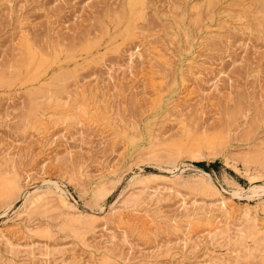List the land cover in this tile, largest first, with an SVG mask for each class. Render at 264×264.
<instances>
[{
  "label": "rangeland",
  "instance_id": "1",
  "mask_svg": "<svg viewBox=\"0 0 264 264\" xmlns=\"http://www.w3.org/2000/svg\"><path fill=\"white\" fill-rule=\"evenodd\" d=\"M122 2L0 0V74L11 81L0 84V161L16 160L20 170L32 172L28 184L20 178L19 192L0 198V230L5 232L0 264H75L76 259L79 264H104L103 254L109 255L108 264H210L220 259L264 264V244L254 249L251 239L236 244L218 236L213 242L195 238L183 245L171 222L183 226L185 205L201 218L195 231L213 214L222 223L227 216L233 235L243 211L264 227V188L252 189L264 187V13L256 0H214L212 5L206 0H147L146 17L124 35L123 24L114 17ZM27 44L50 57L46 76L37 83L26 80L19 68ZM60 70L74 76L64 80L67 89L58 98L46 99L57 92L49 81ZM33 87L41 90L33 100L42 102L39 114L30 108L28 91ZM87 104L96 117L87 113L77 118ZM38 118L44 122L42 134L34 127ZM149 132L159 140L182 143L187 136H204L216 144L213 150L203 149L201 159L187 153L169 159L152 153L162 146L149 145ZM256 154L261 161H255ZM168 169L186 179L207 172L216 189L233 198L230 211L215 205L216 211L214 192L186 179L167 184L150 177L140 183L133 177ZM144 185L157 187L148 210L152 223L145 210L128 213L138 228L129 230L125 241L115 224L106 225L117 235L110 246L108 231L100 224L92 231H76L56 205L30 211L25 206L35 189L65 191L73 211L98 213L110 221L120 204L139 203ZM98 189L108 193L96 198ZM235 249L237 261L231 253Z\"/></svg>",
  "mask_w": 264,
  "mask_h": 264
},
{
  "label": "bare ground",
  "instance_id": "2",
  "mask_svg": "<svg viewBox=\"0 0 264 264\" xmlns=\"http://www.w3.org/2000/svg\"><path fill=\"white\" fill-rule=\"evenodd\" d=\"M124 2H122L121 4H123V6H122V10H121V12H118L117 10L114 12V14H116V12H118L119 14H117L116 16H114L115 17V22L117 23V24H123V26H124V30H125V32H123L124 33V35L126 34V35H128V33L130 32V30H132V29H134L135 28V26H136V22L138 21V20H141L142 21V19L144 18V17H146L145 16V13H146V11H145V7L147 8V6H146V1L145 0H123ZM214 0H206V2H207V4H211L212 2H213ZM255 2V1H254ZM258 2V4H259V8H260V11L262 12V13H264V0H256V3ZM212 5V4H211ZM258 8V7H257ZM258 8V9H259ZM121 9V8H120ZM147 10V9H146ZM258 11V10H257ZM113 13V12H112ZM113 14V15H114ZM263 14H261V16H262ZM112 18V17H111ZM146 19V18H145ZM144 19V20H145ZM113 24H114V22H113ZM139 25V24H138ZM116 25H114L113 26V29H114V27H115ZM104 27H106V26H104ZM137 27H139V26H137ZM117 28V27H116ZM115 28V29H116ZM103 29V28H102ZM106 29V28H105ZM112 29V30H113ZM114 29V30H115ZM24 30V29H23ZM113 30V31H114ZM117 30V29H116ZM103 31V30H102ZM122 31V30H121ZM120 31V32H121ZM23 32H25V31H23ZM119 32V31H118ZM117 32V34L115 33V35H120L119 33ZM27 33V32H26ZM25 33V34H26ZM112 33V32H111ZM123 33L121 34L122 36H123ZM100 34H101V32H100ZM103 35V34H102ZM114 35V36H115ZM114 36L112 37V38H114ZM22 37V36H21ZM101 39V36H100V38H99V40ZM24 40V39H23ZM96 41H98L97 39H96ZM92 43H94L95 41H91ZM108 42H110V41H108ZM93 45V44H92ZM85 46V45H84ZM91 46V43H89L88 44V42H87V45L85 46V48L87 49V48H89ZM97 46V45H96ZM152 48V47H151ZM138 49V48H137ZM154 49H156V48H153V50ZM157 49H158V47H157ZM80 50H81V48H80ZM88 50V49H87ZM90 50H91V48H90ZM139 50V49H138ZM138 50H136V52H138ZM72 51L73 50H71V53H72ZM149 51V50H148ZM157 51V50H156ZM159 51H160V53H161V50H160V48H159ZM55 52H58V51H55ZM69 52V51H68ZM68 52H66V53H68ZM85 52V51H84ZM83 52V53H84ZM87 52V51H86ZM136 52H133V53H131L130 54V60H131V58H132V55L134 54V53H136ZM155 52V51H154ZM158 52V51H157ZM159 53V52H158ZM163 53V52H162ZM57 54V53H56ZM74 54V53H73ZM137 54V53H136ZM139 54H141L140 52H139ZM138 54V55H139ZM59 55V54H58ZM142 55V54H141ZM156 54H154V56H155ZM160 55V54H159ZM140 56V55H139ZM162 56V55H161ZM57 57V56H56ZM55 57V55H54V58H56ZM141 57V56H140ZM156 57H158V56H156ZM93 58V57H92ZM139 58V57H138ZM161 58H163V57H161ZM57 59H59L58 57H57ZM77 59V58H76ZM95 59V58H94ZM133 59V58H132ZM75 60V59H74ZM54 61V60H53ZM67 61V60H66ZM77 61V60H76ZM93 61V60H92ZM132 61V60H131ZM130 61V62H131ZM55 62H57V61H55ZM51 63H54V62H51ZM87 63V62H86ZM85 63V64H86ZM132 63V62H131ZM50 64V57L47 55V54H45V52L43 53L42 51H36V50H34V49H32L28 44L26 45V51H25V53H24V55H23V57H22V59H21V62H20V67L19 66H17V67H19V68H21L23 71H24V74H25V77H26V80H28V81H34V80H37L38 78H43L44 79V76H46V69H47V67H48V65ZM50 66V65H49ZM74 67V66H73ZM18 68V69H19ZM75 68V67H74ZM14 69H17V68H14ZM14 69L12 70V71H14ZM17 69V70H18ZM66 70V69H65ZM64 70V71H65ZM18 71H20V69L18 70ZM60 72V73H59ZM59 72H57V74H55V75H53L51 78H50V83H49V86H51V87H53L55 90H57V92H55V94H53V96H48L47 95V97L44 95H42L44 98L46 97V99L48 98H55V97H57L59 94H61L62 92H64V90H66V89H64L65 87H64V85H63V82H65L66 80V78H68V80L69 79H71V78H73V77H71V76H74V74L73 75H70V74H68L67 72H62V70H60ZM62 72V73H61ZM12 73V72H11ZM15 73V72H14ZM14 73L13 74H11V75H13V77L15 76L14 75ZM18 74H19V72H17ZM53 73V72H52ZM71 73V72H70ZM72 73H74V72H72ZM71 73V74H72ZM16 74V73H15ZM16 75V76H19V75ZM45 74V75H44ZM6 74L4 73V76H5ZM11 75H10V78L12 79V77H11ZM20 75H22V73L20 74ZM70 75V78L68 77ZM15 76V77H16ZM23 76V75H22ZM20 78V77H19ZM153 78V77H152ZM48 79V78H47ZM65 80V81H64ZM154 80V79H153ZM27 81V82H28ZM39 80H37V82H38ZM47 81V80H46ZM152 81V80H151ZM9 82H11L10 80H9V78L8 79H6L5 77H3L1 74H0V84H6V83H9ZM35 83H37L36 81H34ZM45 82V81H44ZM41 83V82H40ZM65 83H67V82H65ZM46 84V83H45ZM48 84V83H47ZM68 84V83H67ZM154 84H156V83H154ZM43 85V84H42ZM33 86V85H32ZM66 86V85H65ZM46 87V86H45ZM34 88V87H33ZM39 88H41V87H39ZM31 89H32V87H31ZM35 90H31V91H28V92H30L29 94H28V99H29V101H30V108L32 109V114L34 113V114H36V112L39 114L42 110H43V106L41 105V103L42 102H40V103H37V101H33L34 99H36L38 96H39V94H40V92H41V90L40 89H36V88H34ZM44 89V88H43ZM43 89H42V91H43ZM64 89V90H63ZM92 89V88H91ZM156 89V88H155ZM51 90V89H50ZM46 92H47V89L45 90ZM44 91V92H45ZM51 91H53V90H51ZM51 91H49L48 93H49V95H50V92ZM46 92H45V94H46ZM47 93V94H48ZM52 93V92H51ZM81 93V92H80ZM85 93V91L83 92V94ZM55 95V96H54ZM85 96V95H84ZM41 97V96H40ZM39 97V98H40ZM70 97V96H69ZM58 98V97H57ZM84 98V97H83ZM38 100V99H37ZM41 100H44L43 98L41 99ZM92 100H94V99H92ZM28 103H29V101L28 100H26ZM27 103V104H28ZM44 103V102H43ZM52 103V102H51ZM95 103V102H94ZM57 104L60 106L61 105V108H67V103H65L64 105H63V107H62V104H59V101H57ZM80 106V105H79ZM78 106V107H79ZM82 106V105H81ZM96 106H97V104H96ZM29 108V109H30ZM63 108V109H64ZM29 109H28V112H30L29 111ZM62 109V110H63ZM94 109H96V108H94ZM80 110L82 111V113L80 114V115H78L77 116V118L79 117V116H84V115H86L87 113H89L90 115H89V117L90 116H92V118H94V116H95V112L93 111L92 113H91V110L88 108V104L87 105H85V107L83 106L82 108H80ZM97 110V109H96ZM97 111H99V110H97ZM106 112V111H105ZM104 112V113H105ZM65 116H67L66 114H67V112L65 113V111L64 112H62ZM61 113V114H62ZM103 113V112H102ZM31 114V113H30ZM38 114L36 115V116H38ZM60 114V115H61ZM97 114H99V112L97 113ZM57 115V114H56ZM100 115H101V113H100ZM107 115V114H106ZM99 116V115H98ZM103 116V115H102ZM68 117V116H67ZM96 117V116H95ZM82 118V117H81ZM106 118V117H105ZM108 119V118H107ZM106 119V120H107ZM182 121V120H181ZM37 122V123H36ZM79 122V121H78ZM34 123H36V124H34L35 126V130H38V133L37 134H39V133H41L42 134V128H44V122H42L41 121V119H36L35 121H34ZM77 123V122H76ZM95 124V123H94ZM41 130V131H40ZM45 130H46V128H45ZM152 131V130H151ZM44 132V131H43ZM46 132V131H45ZM40 134V135H41ZM57 136H58V134H57ZM159 137V136H158ZM161 137V136H160ZM190 137V136H189ZM188 136H187V138L182 142V143H179V142H176V140H159L158 138H157V134L156 135H154L153 134V132L151 133V132H149V137H148V143H149V145H151V146H154V145H161L162 147L158 150H152V153L153 154H155V155H158V156H160V155H163V156H166L167 158H174V156H175V153L176 154H179V153H187V154H189L190 156H191V158L193 157V158H197V159H201L202 158V156H203V153H202V150L203 149H206V150H213L214 149V147H215V141H214V139H211V138H208V137H199V138H196V139H190ZM211 137V136H210ZM165 139V138H164ZM191 140V141H190ZM162 151L163 153H157L158 151ZM172 151H174L173 153L174 154H172ZM264 154V153H263ZM2 155V154H1ZM6 155V154H5ZM9 155V154H8ZM188 155V156H189ZM260 155L261 154H256L254 157H255V161H261V157H260ZM189 156V157H190ZM34 157V156H33ZM2 158H3V156H2ZM262 159H264V158H262ZM1 160V159H0ZM16 161V160H15ZM13 159H5V161H3V163L0 161V198L2 197H9V196H11V194H13V193H15V192H19L20 190H21V187H22V184H20V178L22 177L23 178V181H24V183L25 184H28V182L30 181V177H31V170H28V171H25V170H20V166L15 162ZM256 162V163H257ZM262 163L264 162V161H261ZM261 166V165H260ZM262 166H263V164H262ZM261 166V167H262ZM41 167H42V165H41ZM43 167H44V164H43ZM175 168V167H174ZM263 168H264V166H263ZM41 169V168H40ZM43 169V168H42ZM177 169V168H176ZM259 169V168H258ZM174 170V169H173ZM181 170V169H180ZM260 170H261V168H260ZM21 171H23V172H21ZM33 171V170H32ZM177 171H178V169H177ZM182 171V170H181ZM37 172H38V170H37ZM40 172V171H39ZM42 172V171H41ZM166 173H161V174H159V173H153V172H150V173H147L144 177H142V174L140 175V174H136V175H134L133 177H135V178H137L138 180H139V182L140 183H142V182H145L144 181V179L143 178H150V177H152V178H158V179H162L163 181H165V182H167V184L168 183H170V182H173V183H171V184H174V182H177L178 180L180 181V180H184V179H186V178H184L181 174H177V172L176 171H171V170H167V171H165ZM183 172H184V170H183ZM170 175H169V174ZM190 179H186V180H184L185 182H187V183H191V184H193L194 183V187H196V186H199L200 187V189H201V187H204L205 189L206 188H208L209 190H210V192H214V193H212V195L213 194H215V197H214V201H215V203L213 204L214 205V207H215V205L216 206H218V209L219 210H223V212L224 213H226V211H230V210H228L227 209V207L229 206V204L230 203H233L234 204V200H233V198H231V196L230 197H228V196H225V195H223L220 191H218L217 189H216V185L214 186L213 185V183H212V178H211V176L207 173V172H205V171H201L200 173H198V174H195L193 177H192V179H191V177H189ZM249 180H252V178H253V176H250L249 175ZM23 188V187H22ZM60 188V187H59ZM58 188V189H59ZM264 187L263 186H260V185H254L253 186V191H257L258 189H263ZM49 189V188H48ZM158 189H160V190H164V188L163 187H161V188H159L158 187ZM167 189V188H166ZM165 189V190H166ZM204 189V190H205ZM164 190V191H165ZM105 191V190H104ZM104 191H101L100 189H98V191H96V192H94V197H96V198H102V197H104L108 192H104ZM155 191H157V187L156 188H154V187H152L151 185H144L143 186V188H141L140 189V191H139V197L137 198V200H138V204H130V203H122V204H120V211H118L117 213H112L111 212V220L109 221V220H107V219H105L104 218V216H99V214L98 213H93V212H89V213H87L86 211V213H80L79 211L78 212H75V211H73L72 210V205H70V203H68V201L66 200V196L64 195L66 192L65 191H63V193H61V191H60V193H58L59 191H57V192H53V191H51V189L50 190H45V191H40V190H38V189H35V190H33L30 194H29V196L26 198V201H25V206H26V208H27V210L28 211H30V210H33V209H37V208H40V207H53V206H57V208H59V209H61V211H63L64 212V214L66 215V217H67V223H69L70 224V226H72L73 227V229L75 228L76 229V231H81V230H84V228L86 229V232H87V229L88 230H90V231H92V230H94L96 227H97V225L98 224H100L101 225V229L103 230V231H108V238L110 239V240H108V242H107V244L109 245V244H111V239L112 238H114V236L115 235H113L112 234V232H114V231H110V228H105V226L106 225H108V224H115V228L117 229V230H119V231H121V235H120V237L122 236V238H123V240L125 241V237L128 235L127 233H128V231L129 230H132L133 228H136L137 227V225L135 224V223H131V222H129V219L127 218L128 216H127V214L129 213H135V212H138V211H140L141 209L142 210H145V214H146V216H147V218L149 217L151 220H149L148 221V223L150 224V223H152L151 221L153 220V218H151L150 217V214H148V210H151L150 209V207H151V204H152V202H151V200H152V196L156 193ZM242 191V190H241ZM240 191V192H241ZM252 191V192H253ZM209 192V193H210ZM131 193V192H130ZM236 194H237V192H235ZM262 193H263V191H262ZM211 194V193H210ZM238 194H239V192H238ZM256 194V193H255ZM130 196V195H129ZM247 197V196H246ZM252 197V196H251ZM19 198V197H18ZM126 198V197H125ZM147 199V203H144V204H142V202H145V200ZM24 204V203H23ZM244 205V204H243ZM118 207V206H117ZM144 209H143V208ZM115 208V207H114ZM113 208V209H114ZM216 208V207H215ZM245 208V207H244ZM117 209V208H116ZM183 226H180V225H182V224H180L179 225V222L178 221H175V220H173V221H171L172 222V226H173V229L174 230H176V231H178L180 234H181V237H182V239H181V242H182V244L183 245H185L186 243H189V241L191 242L193 239H197V238H202V239H205V241H206V239L208 240H210V241H214V240H217L219 237L218 236H223L225 239L227 238V239H233V242L234 243H236V244H243V243H246V240L247 239H251L252 240V242H253V244H254V249H257L258 247H260L261 245H263L264 244V227H262V226H258L257 224H256V219L255 218H252L251 216H249L248 215V212L247 211H243L242 212V219H241V223L240 224H238L237 226H233V230L231 231V233H233V235H231L230 234V228L232 227V222L230 223V224H232L231 225V227H230V225H229V222H227V216H226V218H225V220H226V222L224 223V220H222L223 221V223L222 222H220L219 221V219H217V217L216 216H213V214L212 215H207V217L206 218H204L203 219V221H205V224H204V226H202V229H199L198 230V228H197V230L198 231H195L194 230V226H198L199 225V223H200V217L198 216V213L196 212V211H190V210H187V208H185V205H183ZM217 208H216V211L218 210ZM246 209V208H245ZM244 209V210H245ZM105 210V209H104ZM124 210H126L127 211V213L125 214V212H124ZM180 210V209H179ZM215 210V209H214ZM242 210V209H241ZM263 210H264V205H263ZM77 211V210H76ZM210 211V210H209ZM63 212H62V214H63ZM181 212V211H180ZM214 212V211H213ZM219 212V211H218ZM224 213H223V216H224ZM229 213V212H228ZM227 213V214H228ZM128 214V215H129ZM207 214V213H206ZM234 215V214H233ZM142 216H144L143 214H142ZM14 217V216H13ZM26 217V216H25ZM158 217V216H157ZM203 217V216H202ZM221 217V216H220ZM225 217V216H224ZM229 217V216H228ZM140 218V217H139ZM128 219V220H127ZM132 219V218H131ZM134 220H136V218L134 219ZM132 221V220H131ZM202 221V222H203ZM229 221V220H228ZM155 223V222H154ZM220 223H221V225H220ZM110 224V225H111ZM147 224V223H146ZM28 225V224H27ZM155 225V224H154ZM25 226V225H24ZM264 226V225H263ZM149 227V226H148ZM138 228V227H137ZM100 229V230H101ZM136 230V229H135ZM11 231V230H10ZM86 232H84V233H86ZM5 232H3V231H1L0 230V237L1 238H4L5 237V234H4ZM6 233H8V232H6ZM76 233V232H75ZM79 233V232H78ZM83 233V232H82ZM81 233V234H82ZM80 234V233H79ZM230 234V235H229ZM119 235V234H118ZM103 236V235H102ZM101 236V237H102ZM117 236V235H116ZM115 236V237H116ZM223 238V239H224ZM202 239H201V241H202ZM220 239H221V237H220ZM9 240V239H8ZM17 240V239H16ZM102 240V239H101ZM105 240H107L106 238H105ZM208 240V241H209ZM194 241V240H193ZM200 241V240H199ZM6 242H7V240H6ZM216 242V241H215ZM10 243H11V241H10ZM10 243H8L10 246H14L12 243L10 244ZM105 242H103V244H104ZM194 243H196V242H194ZM197 243H198V241H197ZM200 243V242H199ZM210 244H211V242H210ZM214 244V243H213ZM83 245H85V243L83 244ZM87 245H89V244H86V247H87ZM102 245V244H101ZM20 246V245H19ZM104 246H106V244H104ZM110 246V245H109ZM14 248V247H13ZM12 248V249H13ZM88 248V247H87ZM103 249L105 248V247H102ZM110 249H111V247H109ZM108 248V249H109ZM238 250L239 249H235V250H233V251H231V253L233 252H235V255H234V258H233V260H238V258L240 257L239 255H238ZM104 251V250H103ZM106 251V250H105ZM107 252V251H106ZM102 262H104V264H108L109 263V261H110V257H109V255L108 254H103L102 255ZM219 260V259H218ZM79 261H81V260H79ZM79 261H77V259H76V262H75V264H79L80 262ZM82 262V261H81ZM83 264V263H82ZM210 264H230V263H228V262H225V259H220L218 262H216V261H214L213 263H211L210 262Z\"/></svg>",
  "mask_w": 264,
  "mask_h": 264
},
{
  "label": "trees",
  "instance_id": "3",
  "mask_svg": "<svg viewBox=\"0 0 264 264\" xmlns=\"http://www.w3.org/2000/svg\"><path fill=\"white\" fill-rule=\"evenodd\" d=\"M199 165H201V166H202V165H203V163H200Z\"/></svg>",
  "mask_w": 264,
  "mask_h": 264
}]
</instances>
